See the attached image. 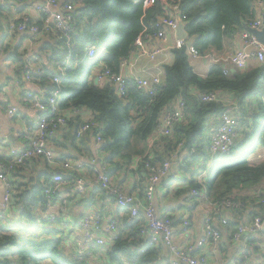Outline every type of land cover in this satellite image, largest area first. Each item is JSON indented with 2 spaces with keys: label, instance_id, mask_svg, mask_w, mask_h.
Returning <instances> with one entry per match:
<instances>
[{
  "label": "trees",
  "instance_id": "obj_1",
  "mask_svg": "<svg viewBox=\"0 0 264 264\" xmlns=\"http://www.w3.org/2000/svg\"><path fill=\"white\" fill-rule=\"evenodd\" d=\"M69 2L74 6L75 32L69 38L51 37L43 46V50L50 55L53 67L71 54V66L62 79L60 101L59 119L64 118L65 123L59 126L52 142L58 143L61 131L65 139L78 145L76 133L84 122L74 113L87 110L93 114L97 126L92 127L86 135L89 139L93 138L95 143L97 138L103 140L100 145L96 144L97 154L109 166V175L114 184L120 186L113 178L129 171L146 186L153 170H158L176 151H180L184 156L183 162L162 182L161 187H168L172 174L181 172L186 176L183 183L179 182L180 188L174 195L182 196L185 202L192 199L194 204L199 205L201 199L193 197L192 191L201 193L204 188L206 198L212 202L224 199L236 202L239 207L227 215L235 219L226 225L232 235L244 223L245 217L264 218V202L261 201L264 194L257 197V193L264 190V109L261 106V112L253 113L248 119L242 112L247 101L264 94V66L244 72L237 70L231 74L217 64L206 77H201L196 74L193 59L186 50L176 49L172 51L174 62L163 65V80L157 91H141L133 82H128L125 91L119 93L114 83L103 80L96 83L95 79L101 77L100 74L106 69L114 74L121 72L123 61L137 50L138 38L156 33L157 19L167 13L165 6L157 3L145 9L144 0ZM257 2L180 0L189 35L187 41L202 56L211 53L220 55L229 46L227 43L231 45L241 37L257 18ZM92 46L104 48L106 53L88 60L85 54ZM19 60L16 75L21 87L27 91L35 84L51 94L54 71L34 77L33 82L29 83L23 78L26 64L21 56ZM94 68L99 69L97 75L93 73ZM212 93L235 96L241 126L234 153L214 159L208 170L207 164L212 160L211 137L219 125V116L228 109L223 103L202 100L203 95ZM181 102L186 106L184 119L175 125L170 136L159 137L157 134L164 116ZM95 157L91 156L90 160ZM8 160L0 156V161ZM41 161L48 163L41 157L33 158L25 166L15 169L14 176L18 177L26 168H30L31 163ZM66 161L74 166L78 162L73 156L66 155L56 160L57 163L61 162L60 165ZM57 168L55 171L64 174L70 183L80 177L93 176L90 168L87 169L89 175L77 168ZM204 172L206 178L201 184L197 178ZM24 178V181L13 183L12 208L15 206L16 219L0 223V264H47L48 261L53 264H89V256L79 261L69 252L68 239L58 228L65 223L63 211L55 221L47 216L43 218V213L49 211L45 190L51 186L52 174L46 170ZM144 190L145 187H142L138 195L144 196ZM118 211L117 238L106 248L109 262L126 257L132 263L159 264L166 255V248L147 246L148 238L142 233L145 218L142 215L131 217L128 209L119 207ZM161 215L174 219L175 228L177 223L183 222L181 218ZM240 216H243L242 220Z\"/></svg>",
  "mask_w": 264,
  "mask_h": 264
},
{
  "label": "built area",
  "instance_id": "obj_2",
  "mask_svg": "<svg viewBox=\"0 0 264 264\" xmlns=\"http://www.w3.org/2000/svg\"><path fill=\"white\" fill-rule=\"evenodd\" d=\"M25 1L14 0L16 3ZM69 1L45 0L42 5L38 6L39 12L43 14L41 22L29 17H17L11 25V32L28 35L31 47L39 45L41 41L38 38L43 35L61 39L69 38L70 34L75 32L72 15L74 6ZM5 3V0H0V4L4 5ZM157 3H162L167 13L157 19L156 33L152 36L145 35L138 38L137 50L128 60L123 61L121 72L114 74L109 69H106L100 74L101 77H98L99 81L114 83L119 93L125 91L128 82H133L141 91L154 93L163 80V64L158 59L166 52L176 49L186 50L192 59H206L215 64L231 65L236 70L246 69L252 59L264 66V45L253 34L254 31L261 30L264 25V0H258L257 18L241 35L245 48L236 51L230 56L215 53L202 56L187 39H178L177 30L179 25L181 23L186 25L182 15L180 0H144V7L147 9ZM101 53H106L104 48L100 49L92 46L87 49L85 58L93 60ZM135 55L145 60L144 65L139 69L135 68V63L132 60ZM24 62L26 66L23 78L27 82L32 83L34 77L53 70L54 87L51 94L42 89H40L38 94L30 90L25 93L27 107L38 114V119L33 124H25L24 126L23 133L27 136L29 144L24 147H11L8 156H6V159L10 160L0 161V197H2L0 213L12 209V175L15 169L25 166L29 160L36 157H41L50 163L55 162L56 157L52 149V140L57 135L59 126L65 123L64 118L60 117L59 119L61 113L60 101L62 97V79L65 77L67 69L71 66V54H68L66 59L59 63L57 67H52L51 69L47 68L39 56L33 55V57ZM202 100L204 102L223 103L228 107L219 116V125L211 137L210 153L212 162L214 159L234 153L240 129L239 105L235 101L228 99L227 96H222L218 93L203 95ZM185 109L184 102H181L176 109L169 111L164 116L157 135L159 137L170 136L175 125L184 119ZM7 114L10 118H15L18 115V111L14 107H9ZM75 114L79 115L78 112H75ZM94 126H97V124H95L92 117L78 129L76 137H82ZM7 142L8 138L0 134V146ZM102 142L101 138L96 139L97 145ZM183 158L184 156L181 152L176 151L158 170L154 169L145 186L144 196L128 193L120 186L114 184L109 175V166L104 163L100 154H97L88 164L77 162L74 166L71 162L66 161L62 163V168L65 170L77 168L80 171H83L86 167L90 168L93 176L90 178L88 176L86 178L80 177L72 182L76 192L84 195L88 190V184H96L116 202L118 207L128 209L131 217L138 218L142 215L146 220L142 233L148 238L147 246L166 248L170 255L169 264H208L205 257H196L194 253L201 248L210 246L212 253L217 254L222 240V233L215 226V217H221V224L226 226L229 223V219L225 218L224 215L226 216L228 213L235 211L239 205L231 199H224L220 202L208 200L206 198V188L201 193L193 190L192 196L201 199L199 205L204 216L202 234L195 243L189 244L186 248L180 247L176 241L175 221L160 214L156 204V194L162 182L168 179L172 171L183 162ZM205 178L206 172L199 175L197 180L202 184ZM65 184L64 174L56 173L53 176L51 186L45 190L49 202H52L55 198L65 201V196L61 193ZM262 194H264V190L258 192L257 197ZM261 201L264 202V199ZM101 221L100 213L93 212L87 214L80 222L79 228L82 232L74 241V251L72 252L76 260L84 261L85 257L89 256L93 249L103 248L106 250L116 240L117 225L115 222L107 221L106 225L100 226ZM182 226L183 228H188L190 226L189 220L185 218ZM263 228L264 218L261 216L253 217L249 222L243 223L238 227L237 231L232 235L233 242L239 243L246 237L258 234ZM103 264L137 263H132L128 258L121 257L119 261L109 262L107 260Z\"/></svg>",
  "mask_w": 264,
  "mask_h": 264
},
{
  "label": "crops",
  "instance_id": "obj_3",
  "mask_svg": "<svg viewBox=\"0 0 264 264\" xmlns=\"http://www.w3.org/2000/svg\"><path fill=\"white\" fill-rule=\"evenodd\" d=\"M44 1L45 0H26L23 3H16L14 0H5L6 3L4 5L0 4V43L2 50L0 56V134L8 138V142L0 146V156H8L11 147L17 148L27 146L29 140L23 133L24 126L25 124L31 125L38 119V114L28 109L25 98V93L27 91L21 87V81L16 75V70L20 65L19 56H21L23 61H27L30 57H33V55L39 56L48 69L53 67L51 65L50 55L47 51L43 50V46L51 39L49 35L39 37L38 39L41 41L39 45L31 47L28 35L14 33L13 35L7 36L3 34V29L11 31V25L17 17H29L37 22H41L43 14L39 12L38 6L42 5ZM1 16H5L7 22L4 23ZM227 44H229V46H227L225 51L220 55L230 56L236 51L245 48L242 37L240 36L232 42L231 45L229 42ZM132 60L135 63L136 69H139L145 63V60L137 55L133 56ZM158 60L163 65L172 64L174 62L172 51L166 52L164 55L160 56ZM192 65L197 75L206 77L217 64L206 59H193ZM222 66L231 74L237 72L231 65ZM260 66L261 64L258 61L252 59L249 61L247 68L241 71H250ZM93 73L97 75L99 69L96 68ZM29 90L38 94L40 88L34 85L30 86ZM227 98L237 103L233 94H227ZM246 103L247 106L242 107V112L246 119H248L252 117L253 113L261 112V106L264 109V94L260 96L259 99H251ZM9 107L17 109L18 115L15 118H10L8 116ZM74 115L78 116L82 122L88 121L93 117V114L87 110L81 111L79 115L74 113ZM59 135L57 138L58 143L52 142V149L56 157L55 162L59 156L66 155L73 156L78 162L88 164L91 156H97L98 147L94 139H89L86 133L78 138V145H74L72 142H69L68 139H65L61 135V131ZM242 140L243 138L240 142H242ZM48 163L46 161L35 164L31 163L30 168H26L18 177L14 176L13 173L12 183L24 181L26 179L24 177L29 174L38 175L46 170L54 176L57 173L55 171L58 169L57 167L62 168V164L60 165L61 162H56L57 164H54L48 161ZM86 168L83 171L89 175V173H87L88 168ZM185 176L186 175L181 172L173 173L168 180V187L160 186L156 194V204L160 214L173 216L175 219L181 218L182 221L186 218L190 222L188 228H183V222L176 224V241L182 248H186L189 244H193L197 241L202 234L204 225V216L200 209V205H195L192 199L185 202L182 196L177 197V195H174V192L180 188L179 186L181 184L179 182L183 183ZM90 177L91 176H89V178ZM113 179L128 193L138 195L142 187L143 189L145 187V184H142L140 179L129 171L122 173L121 177H114ZM61 193L65 196V201L55 198L52 202H49V211L43 213V218L47 216L55 221L61 211H63L65 223L63 227L58 226V228L64 232V236L68 239L67 243L71 247L69 249L70 254L74 251V241L82 232L79 228L80 222L87 214L99 212L102 217L100 226L106 225L107 221H113L116 224L117 218L120 217L118 211L119 207L116 202L109 195L99 191L94 184H88V190L86 194H84V197H82L81 194L76 192L73 183L66 180V184ZM1 194L3 193L1 192ZM1 200L2 197H0V201ZM194 201H197V199H194ZM14 207L7 212L0 213V223H6L10 219H16L14 218L16 215ZM83 215L85 216L83 217ZM227 215H224V217L228 218L229 221L235 220L234 217H229ZM242 217L243 216H240L241 220ZM220 218L221 217H217V220L215 219V226L219 228L222 233V240L217 254H213L211 247L207 246L197 250L194 255L196 257H205L208 264H264V228L258 234L246 237L239 243H235L232 239V231L230 229L227 230L226 226L221 225ZM249 220L250 219L245 217L243 222L247 223ZM165 251L166 255L160 260L159 264H169L170 255L167 250ZM107 260L106 250L103 248L93 249L89 255V264H103Z\"/></svg>",
  "mask_w": 264,
  "mask_h": 264
},
{
  "label": "water",
  "instance_id": "obj_4",
  "mask_svg": "<svg viewBox=\"0 0 264 264\" xmlns=\"http://www.w3.org/2000/svg\"><path fill=\"white\" fill-rule=\"evenodd\" d=\"M263 23H264V16H263ZM254 36L256 37V39L264 45V25H263V28L261 30H258V31H254L253 32ZM177 38L178 39H188L189 38V35L187 33V30H186V25H184L183 23H181L179 25V28L177 30ZM95 82L96 83H99V79L98 77L95 79Z\"/></svg>",
  "mask_w": 264,
  "mask_h": 264
},
{
  "label": "rangeland",
  "instance_id": "obj_5",
  "mask_svg": "<svg viewBox=\"0 0 264 264\" xmlns=\"http://www.w3.org/2000/svg\"><path fill=\"white\" fill-rule=\"evenodd\" d=\"M1 18H2V20H3L4 23L7 22V18L5 16H1ZM3 34L4 35H7V36H10V35H13L14 33H12L10 30L8 31L7 29H3ZM1 52H2V50H1V43H0V56H1ZM95 70H96V68L93 69V72H95ZM259 98H260V96L259 95H256V96L252 97L251 99H259ZM240 126H241V124H240ZM212 164H213V162H209L207 164L208 170L211 168ZM174 186H176V185H174ZM47 264H53V263L50 262V261H48Z\"/></svg>",
  "mask_w": 264,
  "mask_h": 264
}]
</instances>
